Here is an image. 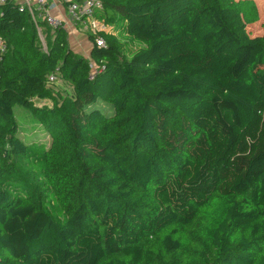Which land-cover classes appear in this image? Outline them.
Instances as JSON below:
<instances>
[{"label": "trees", "instance_id": "1", "mask_svg": "<svg viewBox=\"0 0 264 264\" xmlns=\"http://www.w3.org/2000/svg\"><path fill=\"white\" fill-rule=\"evenodd\" d=\"M100 1L90 59L1 7L0 264H264L260 1Z\"/></svg>", "mask_w": 264, "mask_h": 264}, {"label": "crops", "instance_id": "2", "mask_svg": "<svg viewBox=\"0 0 264 264\" xmlns=\"http://www.w3.org/2000/svg\"><path fill=\"white\" fill-rule=\"evenodd\" d=\"M31 1L35 3V0ZM47 3V13L64 24L68 34V43L72 50L88 59H90L92 51V42L89 40V32L93 34L99 31H107L109 33L115 31V27L106 26L103 23L99 10L97 17H95V13L92 18H87L84 22L77 24L69 12L68 2L65 0H47Z\"/></svg>", "mask_w": 264, "mask_h": 264}, {"label": "built area", "instance_id": "3", "mask_svg": "<svg viewBox=\"0 0 264 264\" xmlns=\"http://www.w3.org/2000/svg\"><path fill=\"white\" fill-rule=\"evenodd\" d=\"M10 0H0V11L1 7L6 4ZM12 1V0H11ZM18 4L21 6H26L29 8L30 13L33 17V21L38 27V22L41 20H47V22L53 26L56 27L61 23L60 21L56 20L54 17L50 16L46 8L48 7L47 0H35V3H33L31 0H15ZM68 2V9L69 12L73 18V20L78 24L84 22L87 18H92L95 14V10H102L103 5L100 0H81L80 2H76L75 0H65ZM45 12V15L43 16V13ZM39 32L41 34V30L39 29ZM97 46L99 47H105V41L102 38L97 39ZM5 51V45L4 42L0 39V62L2 60V55ZM91 67L95 73L101 72L104 70L103 66H98L94 62L91 63ZM94 77L92 76V79ZM57 81V78L55 76L50 77V82L55 83ZM45 104H47L45 102Z\"/></svg>", "mask_w": 264, "mask_h": 264}, {"label": "rangeland", "instance_id": "4", "mask_svg": "<svg viewBox=\"0 0 264 264\" xmlns=\"http://www.w3.org/2000/svg\"><path fill=\"white\" fill-rule=\"evenodd\" d=\"M260 1V5L261 7L264 9V0H259ZM95 17H97V13L98 10H95ZM263 19H264V12L262 13ZM262 30H261V25L260 23H258L256 25V32L255 35L261 34ZM40 47H42L43 49L47 50V44L45 41V36L44 34L41 32L40 34V43H39ZM59 85L62 86L61 88H64L62 90H69L67 88V86L63 83V82H59ZM48 105L49 103L46 102ZM94 108L96 109H100V110H109V113H112V107L108 106L102 102H98L96 104L93 105ZM15 114H16V118L18 121V125H19V134L21 136L22 139H24L27 142L30 141H36L39 143H49V139L46 135V132L44 130V126L37 121L31 111L23 106H16L15 107Z\"/></svg>", "mask_w": 264, "mask_h": 264}]
</instances>
